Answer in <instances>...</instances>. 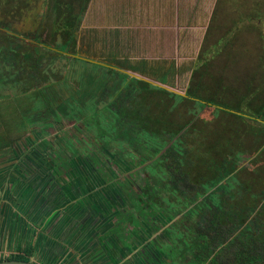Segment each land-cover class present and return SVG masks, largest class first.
I'll return each mask as SVG.
<instances>
[{
  "label": "rangeland",
  "instance_id": "374dc122",
  "mask_svg": "<svg viewBox=\"0 0 264 264\" xmlns=\"http://www.w3.org/2000/svg\"><path fill=\"white\" fill-rule=\"evenodd\" d=\"M122 88L126 109H105ZM258 89L264 0H0V204L19 215L74 205L94 235L102 227L139 254L150 232L146 242L164 251L211 219L221 238L254 219L264 225V125L241 116L264 112L245 106ZM89 102L100 116H89ZM166 152L186 161L198 201L180 181L166 186L153 163ZM197 243L170 259L239 264L235 243L217 261Z\"/></svg>",
  "mask_w": 264,
  "mask_h": 264
},
{
  "label": "crops",
  "instance_id": "0c3cea01",
  "mask_svg": "<svg viewBox=\"0 0 264 264\" xmlns=\"http://www.w3.org/2000/svg\"><path fill=\"white\" fill-rule=\"evenodd\" d=\"M84 217L82 208L56 201L28 206L20 215L11 204H0V262L29 252L32 264H141L138 252L127 251L131 246L119 237L104 236L102 227L94 235L96 226Z\"/></svg>",
  "mask_w": 264,
  "mask_h": 264
},
{
  "label": "trees",
  "instance_id": "16d2710c",
  "mask_svg": "<svg viewBox=\"0 0 264 264\" xmlns=\"http://www.w3.org/2000/svg\"><path fill=\"white\" fill-rule=\"evenodd\" d=\"M78 23V22H77ZM21 41L18 40L17 45H19ZM206 45V43H205ZM18 49V47H16ZM205 49V46H204ZM204 49L202 51V55L199 58L200 63H204L205 60H207L209 57L207 56L206 53H204ZM10 63H15L14 61L10 60ZM124 78H125V82L128 84L131 82L130 77L127 74H123ZM133 85H134V81H133ZM134 87V86H133ZM126 88V87H124ZM122 88L120 90L121 95H114V98H111L110 100H108V103L106 105H104L103 107L107 110H111L113 111L112 107H114V109H120V110H125L126 106L125 103L128 101V103L130 102V98L129 95H125V89ZM131 88V87H130ZM135 88V87H134ZM124 89V90H123ZM259 94L257 95V97L248 99L247 104L245 105L246 107H251L253 105L254 102H260L262 103V106L264 107V91L260 92V90L258 89ZM201 103V101L199 102ZM90 106V114L89 116L91 117H98L101 115L100 111H97L96 109H94L93 104L91 102L87 103ZM208 104V103H206ZM259 104V103H258ZM240 105L243 106L244 104L241 103L240 101ZM88 106V105H87ZM131 107H134V105L132 103H130ZM102 107V108H103ZM256 116H250L247 114H242L241 116L244 119L247 120H251L254 121L255 123L258 124H262L264 125V112H256L255 114ZM125 116V115H124ZM105 123H109V122H105ZM105 123L103 126H105ZM108 125V124H106ZM175 140L178 141L179 138H174ZM180 141V139H179ZM172 142V141H171ZM178 145V144H177ZM178 146H176V148H174L175 150H178L179 148H177ZM160 153V152H158ZM179 153H181V151H179ZM179 153H175V152H166L165 154H161L158 157L153 159V163L155 164V168L159 171H161V174H168L169 175V181H167L166 186H170L171 181H173V183H177L182 182L183 185L180 184V186L183 188V191H191V193H195L198 191V187H197V181L190 176L189 170L185 169V162H183V157L178 156ZM182 156V155H181ZM215 189V186H209L207 190L204 191L205 192H211ZM204 190V188H203ZM174 191H176L174 189ZM181 192V191H180ZM182 193V192H181ZM197 195H193L194 199H193V203L199 198H201L199 195V192H197ZM207 194V193H205ZM188 195L186 194L185 198ZM195 200V201H194ZM191 206V205H189ZM202 206V205H201ZM202 208H204L202 206ZM191 213H197L196 210H194ZM260 214V213H258ZM261 215V214H260ZM179 215H177V217H172L171 219H177L179 220L178 223H181L183 218L179 217ZM261 217V216H260ZM153 221L156 222V219H153ZM261 219H254L251 222H248L246 225L238 227V228H233L231 229V233L229 235L228 238H221V232L220 229H217V227H221V225L218 223L217 220L215 219H211V223L210 226L201 234L196 235L199 241V243H197V241L195 240V236L191 235V233L187 230H185L184 235H177V237H180V239L175 240L172 244H168L167 246L170 248H173L172 250H158L155 247L152 246V248L149 250V248L147 247H143L141 249V264H178V261H173V259L171 260L170 257L172 256L171 254L174 253V251H176V248L178 249V251H180V249L183 248V250L186 249H190L191 248H195L193 243H197L199 245V247H197L196 244V252H199V254L204 257V260H206L208 258V256H210L211 254L215 255V261H217L218 258H221L222 255H224V251L225 249H227V247L229 245H232V243H235V245L238 247L239 251L237 253V260L239 264H264V261L261 259V253H259V251L262 252V249L264 248V229L261 225ZM161 226L158 227V229H160ZM216 228V229H215ZM215 230V234L220 237L221 239L218 241H214L212 240V238L210 237L211 232ZM188 232V234H187ZM254 232H258L257 234H255ZM151 233V232H150ZM150 233H148L149 236H145L140 237V243L139 245L142 246V244L149 239ZM142 236V235H141ZM186 236V237H185ZM185 237V238H184ZM217 237V239H219ZM184 238V240H183ZM251 240L253 241L250 245L247 243H250ZM231 243V244H230ZM138 244V243H137ZM251 246L252 248L250 250H247L246 248ZM176 247V248H175ZM246 247V248H245ZM208 250H210L211 252H207ZM188 250H185V252H187ZM210 253V254H209ZM25 255H14L12 256L10 259L11 260H19V261H26L29 262V252H26ZM209 254V255H208ZM207 255V256H206ZM264 256V255H263ZM221 262H225L224 260H222ZM204 264V263H202ZM221 264H225V263H221Z\"/></svg>",
  "mask_w": 264,
  "mask_h": 264
},
{
  "label": "flooded vegetation",
  "instance_id": "af4514ba",
  "mask_svg": "<svg viewBox=\"0 0 264 264\" xmlns=\"http://www.w3.org/2000/svg\"><path fill=\"white\" fill-rule=\"evenodd\" d=\"M91 62H92V61H91ZM174 220H176V219H174ZM153 222H154V221H153ZM168 224H170V223H167V225H166V227H165V231H167V229H168V227H169ZM160 230H161V231H164L163 227H161ZM147 240H149V239H147ZM147 240H146V241H147ZM146 241L142 244V246H140L139 243L137 244V245H138V248H139L140 250H141L143 247H146V248L148 247L149 249L152 248V244H151L150 242H146ZM140 244H141V243H140ZM170 264H172V263H170Z\"/></svg>",
  "mask_w": 264,
  "mask_h": 264
},
{
  "label": "water",
  "instance_id": "95a60500",
  "mask_svg": "<svg viewBox=\"0 0 264 264\" xmlns=\"http://www.w3.org/2000/svg\"><path fill=\"white\" fill-rule=\"evenodd\" d=\"M0 264H32L30 262L26 261H19V260H7V261H1Z\"/></svg>",
  "mask_w": 264,
  "mask_h": 264
}]
</instances>
